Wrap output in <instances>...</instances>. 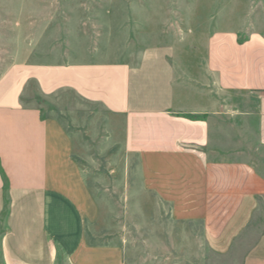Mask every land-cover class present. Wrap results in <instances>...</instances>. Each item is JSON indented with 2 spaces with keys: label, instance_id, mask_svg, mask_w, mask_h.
<instances>
[{
  "label": "crops",
  "instance_id": "0c3cea01",
  "mask_svg": "<svg viewBox=\"0 0 264 264\" xmlns=\"http://www.w3.org/2000/svg\"><path fill=\"white\" fill-rule=\"evenodd\" d=\"M249 13L222 18L223 28L208 39L205 73L212 81L204 84L206 106L194 110L201 117L180 110L168 47L145 49L136 65L73 51L62 65L19 64L3 73L0 264H81L86 245L72 137L40 109L23 106L30 80L46 95L70 90L119 119L124 151L139 157L147 202L162 208L145 214L149 233L159 234L144 243L157 245L150 263L264 264V176L247 163L206 156L223 139L224 146L254 139L264 147V29L249 30ZM198 227L202 241L194 238ZM112 256V264H125L119 247Z\"/></svg>",
  "mask_w": 264,
  "mask_h": 264
},
{
  "label": "rangeland",
  "instance_id": "374dc122",
  "mask_svg": "<svg viewBox=\"0 0 264 264\" xmlns=\"http://www.w3.org/2000/svg\"><path fill=\"white\" fill-rule=\"evenodd\" d=\"M248 12L249 30L264 29V0H0V77L19 64H65L73 51L136 65L145 49L168 47L179 76L180 110L201 117L194 110L206 106L204 84L212 81L205 73L208 39L223 28L222 18H245ZM22 103L40 109L72 137L83 191L77 200L87 217L80 263L112 264V249L119 247L125 264H152L149 250L157 245L144 243L155 236L158 241L159 234L149 233L145 214L162 208L147 202L139 157L124 151L119 119L70 90L46 95L35 80ZM251 140L224 146L229 140L223 139L220 150H206V156L247 163L264 176V147ZM196 237L202 241L203 235Z\"/></svg>",
  "mask_w": 264,
  "mask_h": 264
}]
</instances>
